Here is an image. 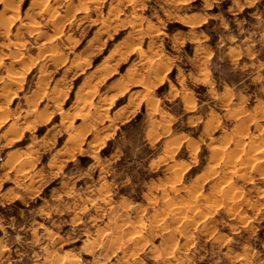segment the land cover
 I'll list each match as a JSON object with an SVG mask.
<instances>
[{
	"label": "rangeland",
	"instance_id": "374dc122",
	"mask_svg": "<svg viewBox=\"0 0 264 264\" xmlns=\"http://www.w3.org/2000/svg\"><path fill=\"white\" fill-rule=\"evenodd\" d=\"M0 17V264H264V0Z\"/></svg>",
	"mask_w": 264,
	"mask_h": 264
},
{
	"label": "bare ground",
	"instance_id": "6f19581e",
	"mask_svg": "<svg viewBox=\"0 0 264 264\" xmlns=\"http://www.w3.org/2000/svg\"><path fill=\"white\" fill-rule=\"evenodd\" d=\"M35 1H36V0H35ZM7 4H8V3H7ZM7 6H8V5H7ZM9 7H11V6H9ZM7 8H8V7H7ZM10 10H11V9H10ZM4 11H5V10H4ZM6 11H7V10H6ZM11 15H12V14H11ZM3 17H4V16H3ZM8 17H9V16H8ZM8 17H7V18H8ZM0 18H1V17H0ZM10 18H11V17H10ZM1 20H2V18H1ZM11 20H12V19H11ZM11 20H10V21H11ZM4 21H6V19H5ZM14 37H15V36H14ZM16 38H17V37H16ZM18 44H19V43H18ZM15 47H16V46H15ZM51 54H52V53H51ZM20 59H21V58H20ZM20 59H18V60H20ZM14 60H15V59H14ZM18 60H17V61H18ZM17 61H16V62H17ZM24 61H25V60H24ZM22 62H23V61H22ZM24 66H25V65H24ZM12 74H13V72H12ZM15 74H16V73H15ZM12 76H13V75H12ZM14 76H15V75H14ZM15 77H16V76H15ZM12 78H13V77H12ZM16 79H17V77H16ZM17 80H18V79H17ZM15 82H16V81H15ZM15 82H12V83H15ZM10 84H11V83H10ZM12 85H13V84H12ZM14 85H15V84H14ZM17 85H18V84H17ZM7 86H9V85H7ZM4 87H5V86H4ZM2 118H3V117H2ZM14 127H15V126H14ZM14 127H13V128H14ZM75 134H76V133H75Z\"/></svg>",
	"mask_w": 264,
	"mask_h": 264
}]
</instances>
